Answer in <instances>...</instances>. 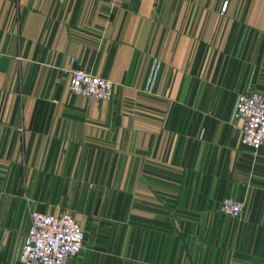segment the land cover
I'll return each instance as SVG.
<instances>
[{
	"label": "crops",
	"instance_id": "1",
	"mask_svg": "<svg viewBox=\"0 0 264 264\" xmlns=\"http://www.w3.org/2000/svg\"><path fill=\"white\" fill-rule=\"evenodd\" d=\"M222 1L0 0V264L32 208L79 223L65 264H264V144L231 119L264 92V0Z\"/></svg>",
	"mask_w": 264,
	"mask_h": 264
},
{
	"label": "built area",
	"instance_id": "2",
	"mask_svg": "<svg viewBox=\"0 0 264 264\" xmlns=\"http://www.w3.org/2000/svg\"><path fill=\"white\" fill-rule=\"evenodd\" d=\"M226 0L220 5L223 11ZM68 90L77 95L108 98L112 81L106 77L73 68L69 70ZM231 119L240 120L241 143L257 149L264 144V92L255 89L237 92ZM218 210L227 216L240 217L244 201L224 196ZM82 246V229L70 211L55 213L28 210V226L17 254V264H65Z\"/></svg>",
	"mask_w": 264,
	"mask_h": 264
}]
</instances>
